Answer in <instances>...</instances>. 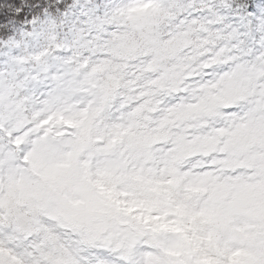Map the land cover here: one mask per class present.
<instances>
[{
	"label": "clouds",
	"instance_id": "9594fccd",
	"mask_svg": "<svg viewBox=\"0 0 264 264\" xmlns=\"http://www.w3.org/2000/svg\"><path fill=\"white\" fill-rule=\"evenodd\" d=\"M0 14L14 264H264V5L0 0Z\"/></svg>",
	"mask_w": 264,
	"mask_h": 264
},
{
	"label": "snow or ice",
	"instance_id": "6c2138e0",
	"mask_svg": "<svg viewBox=\"0 0 264 264\" xmlns=\"http://www.w3.org/2000/svg\"><path fill=\"white\" fill-rule=\"evenodd\" d=\"M14 2L17 4V6L19 5V0H14ZM257 3H260L261 5H264V0H257ZM27 10H25L26 12ZM249 12H252L255 16H260L261 13L259 12V10L253 8V7H249L248 8ZM25 12H22L21 15L19 17H17L18 20H23L24 16H25ZM31 17H29L30 19ZM7 19V17L3 14H0V24H3L5 22V20ZM246 23V21H245ZM4 34V30L2 28H0V35ZM2 134V133H0ZM8 139L12 142L8 145L7 148H4L2 144H0V159H3L4 154L9 152L12 144H19L20 141L19 140H15L12 137L11 133H8ZM24 163H27L28 158L25 156L24 158ZM11 249V245H9L8 243H3L2 246H0V264H14V260L16 259V257L13 256Z\"/></svg>",
	"mask_w": 264,
	"mask_h": 264
}]
</instances>
